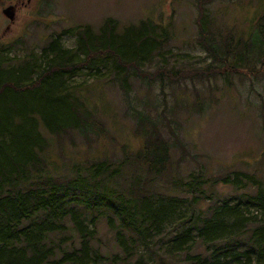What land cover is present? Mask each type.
<instances>
[{
	"label": "trees",
	"instance_id": "obj_1",
	"mask_svg": "<svg viewBox=\"0 0 264 264\" xmlns=\"http://www.w3.org/2000/svg\"><path fill=\"white\" fill-rule=\"evenodd\" d=\"M211 2L198 0V40L211 59L202 68L168 70L162 51L173 35L152 19L121 28L110 17L98 28H71L65 33L75 39L72 48L60 35L25 55L0 48V264H264V177L243 171L219 177L203 168L184 177L181 164L196 156L170 121L167 138L159 122L137 113L142 148L71 176L57 173L47 158L50 141L70 131L109 134L78 95L84 85H73L76 77L98 80L107 69L127 98L133 78L159 82L165 95L167 85L184 79L216 75L225 86L229 75L264 77V14L252 57L248 43L246 53L234 56L233 46H224L220 55L204 22ZM153 62L156 69L145 70ZM223 185L243 194L216 201L213 188ZM102 220L121 254L95 247Z\"/></svg>",
	"mask_w": 264,
	"mask_h": 264
},
{
	"label": "rangeland",
	"instance_id": "obj_2",
	"mask_svg": "<svg viewBox=\"0 0 264 264\" xmlns=\"http://www.w3.org/2000/svg\"><path fill=\"white\" fill-rule=\"evenodd\" d=\"M9 5L19 7L14 21L3 14ZM205 7L210 8V13L204 22L210 37L221 48L220 55L225 54L224 46H233L234 56L246 53L248 43L252 57L260 34L256 26L264 14V0H213ZM199 13L198 0H0V48L9 47L25 55L58 35L65 47L72 48L76 46L75 39L65 33L71 28L81 25L98 28L110 17L117 19L121 28L152 19L170 26L173 35L162 51L168 70L202 68L200 65L211 59L199 44ZM156 63L147 64L149 67L145 70L154 71ZM233 63L234 59L230 58L229 66ZM102 72L105 76L101 79L84 82L85 77L79 76L72 83L84 85L78 89V95L100 117L109 134L101 139L91 130L87 136L73 130L55 137L53 143L50 141L47 158L60 175L84 171L96 161L121 159L123 151L137 152L144 144V131L137 113L143 112L160 123L158 126L167 138L170 121L191 155L196 156L195 160L191 158L181 164L184 177L197 173L200 168L205 174L207 171L219 177L236 171L264 177V77L251 80L229 75L231 84L225 86L216 75L207 79H184L173 83L177 85H167L165 95L160 94L159 82L146 84L133 78L130 98H127L119 85L111 81L108 70L102 69ZM173 157L176 167L179 153ZM213 192L216 201L237 199L243 194L226 185L214 187ZM207 205L206 201L204 208ZM98 231L95 247L104 255L121 254L115 233L106 220L99 222Z\"/></svg>",
	"mask_w": 264,
	"mask_h": 264
},
{
	"label": "water",
	"instance_id": "obj_3",
	"mask_svg": "<svg viewBox=\"0 0 264 264\" xmlns=\"http://www.w3.org/2000/svg\"><path fill=\"white\" fill-rule=\"evenodd\" d=\"M13 8L14 7L10 6V7L6 8V9H4V11H3V14L5 16H7L10 21H14V13L15 12H14Z\"/></svg>",
	"mask_w": 264,
	"mask_h": 264
},
{
	"label": "flooded vegetation",
	"instance_id": "obj_4",
	"mask_svg": "<svg viewBox=\"0 0 264 264\" xmlns=\"http://www.w3.org/2000/svg\"><path fill=\"white\" fill-rule=\"evenodd\" d=\"M31 0H29V2H30ZM10 6H12V7H14L13 8V10H14V12H16L18 9H19V7L17 6V5H9V7Z\"/></svg>",
	"mask_w": 264,
	"mask_h": 264
}]
</instances>
